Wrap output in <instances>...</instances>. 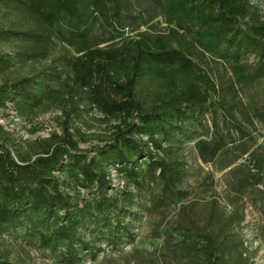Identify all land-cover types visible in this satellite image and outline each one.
I'll return each instance as SVG.
<instances>
[{
    "label": "trees",
    "instance_id": "trees-1",
    "mask_svg": "<svg viewBox=\"0 0 264 264\" xmlns=\"http://www.w3.org/2000/svg\"><path fill=\"white\" fill-rule=\"evenodd\" d=\"M12 1L37 27L1 28L0 37H14L42 55L58 37L77 54L65 58L60 72L56 65L50 73L44 69L41 81L27 76L11 80L4 74L13 60L0 50V109L12 106L27 116L47 101L48 107L61 106L64 114L61 133L30 143L26 153L8 146L10 134L0 124V264H12L3 239L18 229L60 264H80L87 256L96 259L104 242L113 247L133 243L139 191L161 183L165 194H173L183 181L180 152L192 137L188 126L215 108L218 93L193 49L228 63L236 83L250 84L264 78V19L251 0ZM140 1L161 9L171 26L167 33L146 29L132 39L124 37V15ZM139 16L149 24V17ZM96 24L109 33L101 42H111L108 47L92 43ZM26 46L21 45L22 56L29 55ZM249 55L258 60L251 74ZM95 110L102 121L118 123L107 143L90 151L80 147V129H72L75 117ZM226 114L234 119L231 111ZM235 127L242 138L247 136L242 126ZM226 145L223 136L195 143L205 163L215 161ZM254 158L257 166L263 163V157ZM109 170L118 174L117 185ZM220 232L203 229L201 248L195 239L188 243L189 235L182 245L200 250L210 263L223 264Z\"/></svg>",
    "mask_w": 264,
    "mask_h": 264
},
{
    "label": "rangeland",
    "instance_id": "rangeland-1",
    "mask_svg": "<svg viewBox=\"0 0 264 264\" xmlns=\"http://www.w3.org/2000/svg\"><path fill=\"white\" fill-rule=\"evenodd\" d=\"M251 1L264 19V0ZM140 14L150 18L148 25L141 23ZM123 25L127 40L142 30L167 33L171 27L161 9L148 1L133 3L129 14L124 15ZM35 27V22L12 0H0V29L29 30ZM108 37L109 33L96 24L92 43L108 47L111 42L101 43ZM21 45L26 46L14 37H0V50L10 54L13 60V65L4 74L8 79L27 76L41 81L39 74L44 69L56 65L60 72L63 70L60 64L65 58L77 54L58 37L43 55L26 46L29 55L22 56L19 54L23 51ZM193 58L210 74L218 93L213 98L215 108L198 123L188 126L192 137L180 152L185 170L183 181L174 188L173 194H165L161 183L139 191L138 209L134 208L139 216L133 228V243L113 247L104 242L96 259L87 256L80 264H213L204 260L200 250L182 245L188 235L191 236L188 243L193 239L198 241L203 229L221 231L219 241L223 250L218 252V257L225 260L223 264H264V169L260 171V167L264 168V78L247 85L239 84L228 63L202 56L197 49H193ZM245 60L251 65L247 73L255 72L257 58L249 55ZM66 76L67 72H63V83L68 82ZM57 87L62 85L57 83ZM227 111L233 113L234 119L227 118ZM63 115L61 106L48 107L44 101L27 116H21L12 106L0 109V124L10 134V140H6L8 146L16 152L26 153L30 143L49 138L56 131L61 133ZM102 120L103 115L96 110L75 117L72 132L79 128L83 134L77 136L81 148L94 151L107 143L112 126L118 122ZM235 124L243 127L247 134L245 138L241 137ZM222 136L227 145L215 161L205 163L196 149V141ZM0 142H3L2 138ZM256 156L263 157L260 166L256 165ZM109 173L117 185L120 182L118 174L115 170H109ZM259 177L261 182L257 183ZM81 191L85 194V189ZM8 233L12 234H6L3 242L10 263L60 264L35 240L24 236L23 229ZM201 243L198 241L197 247L201 248Z\"/></svg>",
    "mask_w": 264,
    "mask_h": 264
}]
</instances>
